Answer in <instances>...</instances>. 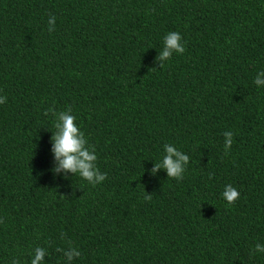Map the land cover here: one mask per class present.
Masks as SVG:
<instances>
[{"label":"trees","instance_id":"trees-1","mask_svg":"<svg viewBox=\"0 0 264 264\" xmlns=\"http://www.w3.org/2000/svg\"><path fill=\"white\" fill-rule=\"evenodd\" d=\"M0 264H264V0H0Z\"/></svg>","mask_w":264,"mask_h":264}]
</instances>
